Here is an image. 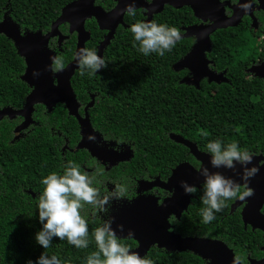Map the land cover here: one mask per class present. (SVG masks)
I'll use <instances>...</instances> for the list:
<instances>
[{
  "label": "trees",
  "instance_id": "16d2710c",
  "mask_svg": "<svg viewBox=\"0 0 264 264\" xmlns=\"http://www.w3.org/2000/svg\"><path fill=\"white\" fill-rule=\"evenodd\" d=\"M75 0H0V22H15L22 33L48 32L62 9ZM106 10L116 5V0H97ZM142 11L125 15L127 26L120 25L115 36L104 49L103 59L107 67L96 75H80L76 70L72 86L83 107L95 94V104L89 109L92 126L111 146L129 149L132 157L120 162L116 168L99 177L102 191H111L115 183L129 187L128 196L113 201L107 215L101 214L96 222L89 217L87 249H77L66 240L54 238L51 246L43 249L36 243L35 235L42 225L38 219V197L44 189L41 180L52 172L62 174L63 165L74 161L82 171L89 173L99 165L87 149H77L81 128L76 117L69 114L63 102L49 111L44 105H36L34 123L15 138L14 128L21 117L0 120V264H33L41 253L56 255L61 264H86V257L95 251L91 233L101 219H108L123 207H127L141 194L140 180L160 177L167 179L172 169L184 161L196 165L199 162L187 146L176 142L171 134H178L196 143L207 152L206 144L221 140L225 144L237 142L241 149L264 155V84L262 80L246 78L243 68L237 64L245 60L252 47L243 34L234 28L219 29L212 35V57L218 70L228 69L229 82L207 83L201 88L180 82L186 73L175 71L173 64L190 49L193 40L178 41L171 52L164 56L155 53L145 56L133 46L134 38L129 31L133 23L144 21ZM197 19L189 6L176 9L166 6L152 21L180 29ZM86 28L91 38L86 48L98 53V46L106 31L97 21L88 19ZM68 37L62 44L56 37L49 47L64 58L65 66L74 59L77 33L69 32L68 23L60 25ZM26 70L25 59L19 54L14 41L0 33V109L21 108L32 87L22 79ZM239 128L240 131H235ZM208 133L205 137L202 133ZM70 149L62 150L66 142ZM61 143V147H60ZM31 191L37 196L33 197ZM159 199L169 192L157 188ZM189 209L178 220L172 216V228L183 236H200L223 240L235 255L248 263V258H261L264 252V233L245 227L241 207L231 212L235 200L226 201L227 207L215 213L208 224L200 215L202 188L197 189ZM264 212V207H263ZM119 236V235H118ZM121 242L133 251L136 239L119 236ZM153 264H208L209 261L191 251H168L157 245L143 256Z\"/></svg>",
  "mask_w": 264,
  "mask_h": 264
},
{
  "label": "water",
  "instance_id": "95a60500",
  "mask_svg": "<svg viewBox=\"0 0 264 264\" xmlns=\"http://www.w3.org/2000/svg\"><path fill=\"white\" fill-rule=\"evenodd\" d=\"M97 0H75L67 4L61 11L60 16L52 23L51 29L43 33L42 31L22 33L20 26L15 22H7L5 19L0 22V33L11 38L18 48L19 54L25 59L26 70L22 79L26 81L32 90L26 98L25 106L19 110L12 107L0 109V120L5 116L15 118L20 115L24 121L16 128V132L27 128L34 122L33 113L36 104H44L51 111L59 102H63L69 111V114L76 117L81 128V139L77 149H87L92 155L103 162L107 160L114 163L129 160L132 152L125 149L116 152L110 148L100 147L96 139L100 134L94 130L89 109L94 106L95 97L85 107V115L80 114V104L72 86V77L78 70L77 61L74 59L69 62L61 72H52L49 69L51 57L56 56V52L49 47L50 41L58 37V43L62 44L68 37L60 30V25L68 23L69 32L77 33L76 52L81 48H86V43L91 38V32L86 28L88 19L95 18L101 30L107 31L103 41L98 46V55L103 58L104 49L115 36L119 25L127 26L125 22V9L127 3L131 0H116V5L111 10H106L101 5L96 4ZM166 5L174 8L190 6L195 16L204 20H210V24L190 25L184 28L185 33L181 34L183 38L195 35L197 43L180 61L173 65L175 70L189 68L195 70V64L204 65L201 70L192 78L185 79L189 83H198L199 76H209L210 79H218L219 75L213 74L208 69V61L205 58V52L211 50V35L218 29L236 26L240 22V16L236 13L227 17L224 13V3L219 0H135V8L146 9L145 21H152L155 14L161 13ZM203 34V35H202ZM264 64L259 69L263 68ZM258 67L252 69L261 77ZM39 72L38 76H33V72ZM89 136H95V141H90ZM171 138L176 142L187 146L191 153L201 162V167L210 166V156L199 150L196 143L184 138L178 134H171ZM263 161V162H262ZM256 165L259 172L250 179L249 187L254 191V195L245 200L237 199L232 205L234 212L241 204L246 202L242 211V218L245 224H251L253 229L264 231V156L254 154L252 164ZM199 168V169H200ZM217 171L216 169H211ZM226 176H232L237 182L242 183L239 175H235L231 170L220 169ZM237 171H242L240 165H237ZM185 181L191 186L201 188L204 178L199 174L190 162H183L173 169L168 180L156 178L150 180H140L141 190H147L153 187H161L166 190H173L172 195L163 199L155 196L140 195L133 203L124 208V211L114 215L113 228L117 225H123V232L117 230V235L128 237L131 230L134 233V239L138 246L133 250L143 257L151 247L157 245L159 248L168 251H191L203 259L209 261L208 264H233L235 253L224 241L197 236H182L172 228L170 222L171 216L180 219L183 213L188 210L193 194H185L181 187V182ZM251 264H264V258L252 260Z\"/></svg>",
  "mask_w": 264,
  "mask_h": 264
},
{
  "label": "clouds",
  "instance_id": "9594fccd",
  "mask_svg": "<svg viewBox=\"0 0 264 264\" xmlns=\"http://www.w3.org/2000/svg\"><path fill=\"white\" fill-rule=\"evenodd\" d=\"M254 2L255 0H248L240 7L247 13ZM123 12L134 17L135 0L127 3ZM129 31L134 38L133 46L136 47L138 44L137 50L145 56L152 53L164 56L183 38L180 29L155 21L133 23ZM74 57L81 76L85 74L94 76L99 70L107 67L106 61L93 49L81 48ZM50 59L52 63L49 69L52 72H61L65 69L62 56L56 55ZM38 75L39 72H33L34 77ZM235 131L239 132L240 129L236 128ZM202 135L206 137L208 133ZM88 139L95 141V136H89ZM206 150L210 156L211 168L204 166L198 169L204 178L200 197L204 205L200 212L204 224L213 221L216 218L215 213L227 207L226 201L236 199L243 201L254 195L253 189L249 187V181L259 172L256 165L248 167L252 164L254 154L247 149H241L237 142L225 144L221 140H213L206 144ZM237 165H240L242 171H237ZM220 169L231 170L235 175H239L243 182H237L232 176L224 175ZM103 175V167L97 166L89 173L82 171L80 165L74 161H68L63 165L62 174L52 172L41 180L44 189L38 197V219L42 228L35 235L38 245L47 249L56 238L66 240L77 249L89 247V217L92 222H96L101 214L109 213L113 201L122 200L129 193V187L125 183H115L111 191L106 189L102 191L101 186H98L102 185V181L98 178ZM181 187L185 194L197 192L196 186H191L185 181L181 182ZM113 222L114 217L101 219L99 225L92 231L91 236L96 250L86 257V264H153L151 259L141 257L138 252L132 251L128 245L121 242L117 229L123 232L124 227L117 225V229H114ZM133 237L134 233L129 230L128 238ZM27 264H33V261L29 260ZM35 264H61V260L56 255L49 257L42 252ZM233 264H244V258L237 254Z\"/></svg>",
  "mask_w": 264,
  "mask_h": 264
},
{
  "label": "flooded vegetation",
  "instance_id": "af4514ba",
  "mask_svg": "<svg viewBox=\"0 0 264 264\" xmlns=\"http://www.w3.org/2000/svg\"><path fill=\"white\" fill-rule=\"evenodd\" d=\"M147 1H152V0H147ZM219 2H221V3H224V13H225V15L229 18V17H231V16H233L235 13H236V15L238 16V15H241L240 17V22H239V24L238 25H236V26H229V27H227V28H234V29H236V31L239 33V34H243L246 38H247V40H248V43L251 45V47H252V50H251V52H250V54H249V56L245 59V60H243V61H241V62H239L236 66H237V68L238 69H240V68H243L242 70H243V72H244V75H245V77L246 78H249V79H251L252 81H257V79L258 80H262L263 81V84H264V78L263 77H261L259 74H257L255 71H253L252 69H254V67L256 68V67H258L257 68V70H259V73H261V74H263L264 75V67L263 68H261V69H259L260 68V66H262L263 64H264V0H255V2L254 3H252V8L247 12V13H245L242 9H241V7H240V5L241 4H244V3H247L248 2V0H219ZM99 5V4H98ZM166 6H169V5H166ZM184 7V6H183ZM190 7V6H189ZM191 8V7H190ZM105 9V8H104ZM177 9V8H176ZM178 9H180V8H178ZM192 9V8H191ZM111 10V9H110ZM136 10H140V11H142V13H143V15L145 16V19H144V21L146 20V18H147V16L145 15V12H146V9H144V8H139V9H136ZM108 11V10H107ZM193 11V10H192ZM193 13H194V11H193ZM156 15V14H155ZM154 15V16H155ZM194 16H195V13H194ZM196 17V16H195ZM154 18V17H153ZM92 19V18H91ZM95 19V18H94ZM196 21L195 22H193V23H191V24H189V25H182V26H180V31H181V34H183V33H185V30H184V28L185 27H187V26H190V25H199V24H202V23H204V24H210L211 23V21L210 20H208V21H204V20H202V19H200V18H198V17H196ZM96 20V19H95ZM87 23V22H86ZM120 26V25H119ZM118 26V27H119ZM122 26H124V25H122ZM227 28H223V29H227ZM219 30V29H218ZM106 33H107V31H106ZM106 33L104 34V37H105V35H106ZM215 33V32H214ZM213 33V34H214ZM212 34V35H213ZM212 35H211V41H212ZM57 38V40H58V37H56ZM186 38H191L192 40H193V42H192V45H191V47H190V49H189V51L193 48V46L195 45V43H197V37L195 36V35H193V36H190V37H186ZM182 39H184V38H182ZM102 42V41H101ZM212 50H213V41H212V45H211V50L210 51H208V52H205V58H206V60L208 61V69L211 71V72H213V74H215V75H219V78L218 79H210L209 78V76H199V78H198V83H189V82H187V81H184L185 79H188V78H192V77H194L196 74H198L199 72H200V70H201V67L202 66H204V65H200L199 63H196L194 66L196 67L195 68V70H192V69H189V68H183V69H180V70H175L174 68V70L175 71H182V70H184L186 73L180 78V82L181 83H184V84H188V85H192V86H194V87H196L197 89H200L201 88V84L204 82V81H207V83H217V84H220V83H226V82H229L230 80H229V77H228V69H223V70H218L217 68H216V61H215V59L212 57V55H211V52H212ZM188 51V52H189ZM188 52L184 55V56H182L179 60H177L176 62H178V61H180L182 58H184L187 54H188ZM175 62V63H176ZM174 63V64H175ZM173 64V65H174ZM32 90V89H31ZM263 90H264V87H263ZM95 97V94H91V100H92V97ZM27 98V97H26ZM95 99H96V97H95ZM91 100L83 107V109H84V114L82 115V116H84L85 115V107L91 102ZM26 101V100H25ZM26 103V102H25ZM25 103H24V105L21 107V108H23L24 106H25ZM80 104V103H79ZM95 104V103H94ZM36 105H38V104H36ZM36 105H35V110H36ZM42 105H44V104H42ZM45 106V105H44ZM46 107V106H45ZM21 108H18V109H16V110H19V109H21ZM80 109H81V104H80ZM79 109V110H80ZM34 113H35V111H34ZM33 113V114H34ZM33 116V115H32ZM5 117H8V116H5ZM4 117V118H5ZM18 117H21V120H20V122L19 123H17V125L15 126V128H14V132H15V138H18L19 136H20V134H21V132L24 130V129H22L20 132H16V128L24 121V117H22V116H20V115H18V116H16L15 118H10V119H16V118H18ZM35 122V121H34ZM33 122V123H34ZM33 123H31L27 128H29ZM27 128H25V129H27ZM96 142H97V144L100 146V147H102V148H110V149H112V150H114V151H118V152H121V151H123V149L122 150H120V149H117V148H114L113 146H111L101 135H100V138L99 139H96ZM79 143V142H78ZM78 145V144H77ZM60 147H61V143H60ZM61 149L62 150H67V149H70L69 147H68V143H67V140H66V142L62 145V147H61ZM71 151H73V150H75V149H70ZM125 150V149H124ZM190 150V149H189ZM200 150V149H199ZM201 151V150H200ZM202 152H204V151H202ZM190 153H191V151H190ZM204 153H207V152H204ZM192 154V153H191ZM208 154V153H207ZM92 155V154H91ZM193 155V154H192ZM94 158H95V160H96V162L99 164V165H102L103 166V168L107 171V172H109V171H111V166H114V165H118L120 162H117V163H114L113 161H109V160H107L106 162H103V161H101L100 159H98L96 156H94V155H92ZM264 156V155H263ZM193 157H195L194 155H193ZM195 159L199 162V165H196V164H194V163H192V162H190V161H184V162H190L195 168H197V169H199L200 167H201V162L195 157ZM126 161V160H125ZM122 162V161H121ZM263 162V161H262ZM183 163V162H182ZM181 164V163H180ZM179 164H177L174 168H176L177 166H178ZM173 168V169H174ZM87 170H88V172H90V170L91 169H88V168H86ZM173 169H172V171H173ZM172 174V173H171ZM171 176V175H170ZM169 176V177H170ZM168 177V178H169ZM156 178H160V177H153V178H150V179H145V180H150V181H152V180H154V179H156ZM168 178L167 179H165V181L166 180H168ZM161 179V178H160ZM162 180H164V179H162ZM140 182V181H139ZM139 182H138V186H139ZM157 188H161V187H153V188H150V189H147V190H141L140 189V187H139V190L140 191H143L144 192V194H141V195H150V196H155V197H157L158 199H159V197L154 193V192H156L155 190L157 189ZM202 188V187H201ZM201 188H197V189H201ZM161 189H163V188H161ZM163 190H166V189H163ZM166 191H168L169 193H171V195H172V193H173V190L171 191V190H166ZM31 193H32V195H33V197H35V196H37V194L35 193V192H33V191H31ZM194 195V194H193ZM168 196H170V195H168ZM168 196H166V197H168ZM165 197V198H166ZM195 197V195L193 196V198ZM192 198V199H193ZM164 199V198H163ZM163 199L161 200V199H159V203L161 204L162 203V201H163ZM237 200V199H236ZM235 200V201H236ZM192 201V200H191ZM235 201H234V203H235ZM233 203V204H234ZM232 204V205H233ZM190 205H191V203H190ZM189 205V206H190ZM232 205H231V209H232ZM244 205H246V202H244L243 204H241L238 208H240L241 207V216H242V211H243V208H244ZM264 207V206H263ZM124 208L125 207H123V208H121V210L119 211V212H122V211H124ZM237 208V209H238ZM189 209V208H188ZM236 209V210H237ZM235 210V211H236ZM187 211V210H186ZM185 211V212H186ZM234 211V212H235ZM119 212H117V213H119ZM231 212H232V210H231ZM262 212H263V208H262ZM264 213V212H263ZM184 214V213H183ZM115 215V214H114ZM183 216V215H182ZM182 216H181V218H182ZM112 217H114V216H112ZM172 217V216H171ZM170 217V218H171ZM174 217H176V216H174ZM180 218V219H181ZM179 218H178V220H180ZM242 220H243V218H242ZM243 223H244V221H243ZM244 225H245V227H248V226H250L252 229H253V227H252V225L251 224H245L244 223ZM112 227H113V224H112ZM114 229H117V228H114ZM117 230H119V229H117ZM254 231H256V230H260V231H262L263 233H264V231L263 230H261V229H253ZM182 235V234H181ZM183 236V235H182ZM186 237V236H185ZM197 237H200V236H197ZM206 238H209V237H206ZM211 239H217V238H211ZM219 240H221V239H219ZM223 241V240H222ZM231 248V247H230ZM261 249H262V251L264 252V245L261 247ZM235 253V252H234ZM236 256V255H235ZM262 258H264V256L263 257H261V258H252V257H249L248 258V263L247 264H251V261L252 260H254V259H256V260H259V259H262ZM245 264V263H244Z\"/></svg>",
  "mask_w": 264,
  "mask_h": 264
},
{
  "label": "rangeland",
  "instance_id": "374dc122",
  "mask_svg": "<svg viewBox=\"0 0 264 264\" xmlns=\"http://www.w3.org/2000/svg\"><path fill=\"white\" fill-rule=\"evenodd\" d=\"M116 167H117V165L111 166V170H113V169L116 168Z\"/></svg>",
  "mask_w": 264,
  "mask_h": 264
}]
</instances>
